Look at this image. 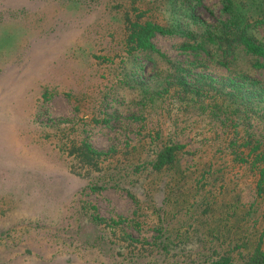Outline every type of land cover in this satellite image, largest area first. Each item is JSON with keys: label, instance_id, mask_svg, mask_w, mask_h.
Here are the masks:
<instances>
[{"label": "rangeland", "instance_id": "obj_1", "mask_svg": "<svg viewBox=\"0 0 264 264\" xmlns=\"http://www.w3.org/2000/svg\"><path fill=\"white\" fill-rule=\"evenodd\" d=\"M131 1L0 0V264H127L123 256L137 246L131 249L123 233L143 242L159 234L154 198L161 193L150 191L156 211L147 195L137 194L143 200L134 226L101 225L100 234L92 227L80 233L88 222L83 214L133 218L138 205L123 187L91 190L100 170L82 165L74 143L87 139L99 150L122 149L129 139L136 144L140 131L146 142L149 132L161 128L193 146L218 132L217 115L195 112L200 107L177 99L185 94L164 93L160 85L184 68L217 78L226 69L214 62L188 64L179 39L161 34L153 41L170 62L134 63L122 43ZM151 1L156 20L177 16L171 2L142 3ZM194 13L209 23L227 16L222 0H202ZM257 34L264 40V30ZM130 69L138 80L127 85L122 80ZM250 121L252 127L242 128L263 132L255 115ZM238 166L228 171L227 186L246 192L257 177L246 178ZM194 229H187L190 242L179 245L182 262L189 259V247L207 239Z\"/></svg>", "mask_w": 264, "mask_h": 264}, {"label": "trees", "instance_id": "obj_2", "mask_svg": "<svg viewBox=\"0 0 264 264\" xmlns=\"http://www.w3.org/2000/svg\"><path fill=\"white\" fill-rule=\"evenodd\" d=\"M164 1L171 2L177 13L167 23L154 18V1L145 5L144 0L129 3L131 10H125L124 50L134 63H140L142 58L170 62L153 38L157 34L176 36L188 64L202 66L214 62L223 66L227 74L222 78L184 68L181 71L185 73L175 74L160 85L164 93L173 89L185 94L176 97L182 105L193 103L200 107L194 108L195 112L208 113L210 118L217 115L218 132L193 146L167 137L161 128L148 133V143L141 139L140 131L138 142L133 144L129 139L122 149L111 146L106 151L99 150L87 139L74 143L82 165L100 170L91 190L107 185L123 187L138 205L133 218L119 216L108 220L96 210L83 214L88 222L80 233L92 227L100 234L101 225L124 229L128 224H137L143 200L137 194L147 195L149 208L156 211L150 191L158 190L161 196L154 198V202L158 205L155 224L159 234L143 242L129 232L123 233L131 249L137 246L123 256V262L264 264V128L263 132L242 128L247 124L252 127L253 115L264 124V40L257 34L264 30V0H222L227 16L213 23L194 13L202 0ZM186 71L193 75L189 76L191 80ZM137 80L130 69L122 81L132 85ZM210 94L212 99L202 100ZM221 98L223 102H218ZM236 166L245 169L246 178L257 177L254 187L247 186L246 192L237 187L231 189L230 183L227 186L232 182L228 171ZM214 189L218 194L213 195ZM234 189L237 191L231 195ZM188 227L201 231L207 239L189 247V259L182 262L177 253L181 241H186L183 245L190 242L186 237ZM207 231L209 235L205 234Z\"/></svg>", "mask_w": 264, "mask_h": 264}]
</instances>
